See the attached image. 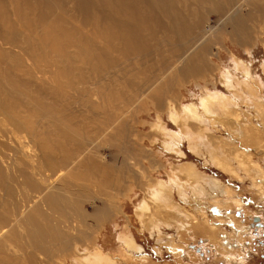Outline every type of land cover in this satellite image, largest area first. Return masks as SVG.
Returning <instances> with one entry per match:
<instances>
[{
	"label": "rangeland",
	"instance_id": "obj_1",
	"mask_svg": "<svg viewBox=\"0 0 264 264\" xmlns=\"http://www.w3.org/2000/svg\"><path fill=\"white\" fill-rule=\"evenodd\" d=\"M222 7V14L210 9L202 12L201 18L187 19L193 31L184 42V60L174 62L175 56L164 52L169 69L162 72L160 59L155 56V72L140 79V85L148 82L147 87L139 91L134 88L132 98L131 87L119 82L113 87L120 95V111L106 128L97 124L100 110L95 114L92 109L99 106V100L75 94L87 103L72 106V131L89 143V159L97 166L91 161L77 168L79 158L55 179L63 184L74 181L73 192L77 193L70 206L60 207L54 217L61 226V222L74 224V235L80 231L88 238L72 244L64 253L48 258L38 255L36 261L43 263H33L28 260L36 254L30 247L34 243L25 237L21 222L10 228L14 237H22L6 244L5 256L11 262L7 264H74L85 250L96 247L115 264H139L142 257L144 264H264V112L259 115L255 110L259 97L254 94L256 101L252 100L251 82L245 83L234 68L235 63H243L251 78L261 81L259 96L264 108V0H234ZM192 9L197 13L200 6ZM195 21L199 27L193 26ZM236 25L239 40L229 34ZM197 53H201V69L182 78L185 61ZM227 71L238 80V85L231 80V90L224 84ZM37 77L39 85L52 82V74L35 76L38 85ZM98 87L107 89L106 83ZM207 91L240 98L234 108L240 119L230 112L218 113L217 108L205 123L183 117L176 123L169 119L168 111L197 105V99ZM244 97H250L251 103ZM63 114L69 116L68 112ZM244 123L247 131L241 133ZM235 152L249 155V159L243 156L246 166L241 169ZM7 154L15 169L23 168L25 158L13 151ZM72 170V174L81 175L88 170L90 175L91 170L94 177L81 178L87 181L70 179ZM102 181L105 185L100 188ZM0 199L5 201L1 194ZM119 235L133 239L135 248L126 249L118 242Z\"/></svg>",
	"mask_w": 264,
	"mask_h": 264
},
{
	"label": "bare ground",
	"instance_id": "obj_2",
	"mask_svg": "<svg viewBox=\"0 0 264 264\" xmlns=\"http://www.w3.org/2000/svg\"><path fill=\"white\" fill-rule=\"evenodd\" d=\"M233 3L234 0H0V194L5 198V201L0 199V254L3 255L0 264L10 262L5 256L6 244L22 237L21 234L14 237L10 228L20 226L21 222L26 228L25 237L32 240L34 245L30 247L36 253L32 255L36 259L30 255L29 260L24 257L26 261H36L38 255L48 258L54 253H64L72 244L88 238L80 231L74 235L73 232L77 233L74 224L61 222V226L54 217L60 207L70 206L77 193L73 192L74 181L63 184L55 179L79 158L77 168L92 161L90 150L87 151L89 143L72 131V106L87 103L75 94L91 95L99 100V106L92 109L95 114L100 110L101 120L96 122L106 128L120 111L117 105L120 95L113 88L118 82L133 89L132 98L136 94L134 88L139 91L147 87L148 82L140 85V79L155 72V56L161 60L158 66L162 72L168 68L164 52L175 56L174 62L182 59L187 50L184 42L193 31L189 17L198 18L210 9L222 14L225 11L222 6ZM199 6L197 13L192 11ZM197 22H193L195 28ZM237 25L232 26L229 34L239 40ZM201 60V53L186 60L180 76L196 75ZM234 68L241 72L245 83L251 82L250 97L255 100L253 95H258L255 110L260 115L264 112L259 96L261 81L253 80L243 63H235ZM42 74H52V82L39 85L37 77V85L34 78ZM224 77L228 90L234 89L231 80L238 85L236 76L233 78L228 71ZM102 83H106V90L98 87ZM91 85L94 87L89 88ZM235 97L207 91L197 99V105L183 106L179 112L171 109L168 116L174 123L180 117L205 123L217 108L218 113L230 112L240 119L239 111L234 109L240 98ZM250 97L243 99L251 103ZM109 107L112 109L108 110ZM246 124L240 126L241 133H246ZM10 151L25 158L23 168L13 167L12 157L7 154ZM242 153L235 152L240 169L246 166L244 157L249 159V155ZM69 172L70 179L87 181L81 178L94 177L91 170L90 175H87L89 170L83 175ZM99 185L103 188L104 181ZM8 200L13 203H6ZM117 240L128 250L135 248L133 239L127 235H119ZM96 248L89 252L84 249L86 254L73 263L115 264ZM140 260L139 264L145 263V258Z\"/></svg>",
	"mask_w": 264,
	"mask_h": 264
},
{
	"label": "water",
	"instance_id": "obj_3",
	"mask_svg": "<svg viewBox=\"0 0 264 264\" xmlns=\"http://www.w3.org/2000/svg\"><path fill=\"white\" fill-rule=\"evenodd\" d=\"M256 220L258 219V218H255Z\"/></svg>",
	"mask_w": 264,
	"mask_h": 264
}]
</instances>
